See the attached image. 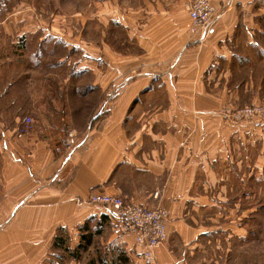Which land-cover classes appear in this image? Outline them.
<instances>
[{
    "label": "crops",
    "instance_id": "crops-1",
    "mask_svg": "<svg viewBox=\"0 0 264 264\" xmlns=\"http://www.w3.org/2000/svg\"><path fill=\"white\" fill-rule=\"evenodd\" d=\"M104 2L120 6L104 20L125 29L128 45L85 37L80 77L70 62L63 78L1 77L0 264H55L61 230L80 238L87 223L98 236L109 231L107 258L145 264L134 237L88 202L93 192L167 211L156 264H226L227 242L248 239L264 126L229 122L221 111L248 93L253 70L264 71V0H235L203 41L190 32L187 0Z\"/></svg>",
    "mask_w": 264,
    "mask_h": 264
},
{
    "label": "rangeland",
    "instance_id": "rangeland-1",
    "mask_svg": "<svg viewBox=\"0 0 264 264\" xmlns=\"http://www.w3.org/2000/svg\"><path fill=\"white\" fill-rule=\"evenodd\" d=\"M114 7L120 6L105 4L104 0H0V66L2 67L0 80L2 81L1 77H6L11 82L15 80L26 82L28 79L41 78L43 75L63 78L71 75L70 66L68 68L62 66L69 62L74 68L73 77H80L81 74L76 72L75 68L82 60L85 37L90 36V41L98 46L107 43L113 48L115 41L118 44L121 41L126 45L129 44L125 29L119 26L115 28L111 23L105 24V16H111L116 11ZM260 27L264 28V22H260ZM51 28L55 33L51 34L63 41L44 37L45 29ZM47 34L50 35L48 32ZM122 52H128L126 46L122 48ZM61 58H64V61L60 65ZM41 67L43 69H40ZM253 71L256 77L248 93L244 91L242 99L233 105L224 106L222 111L225 107L233 110L253 106L264 107V78H262L264 71L261 69L259 73L257 69ZM25 72L27 74H23ZM242 76L245 77L246 73L239 74L238 78ZM50 87L51 91L55 92L57 88L59 91L63 86ZM14 89L16 92V85L11 90ZM64 89H68L67 92L73 91L71 85L65 86ZM244 124L264 126L262 122ZM256 177L254 175L250 180L248 239L243 243L236 239L227 242V248L231 251L228 252L230 259L226 264H264V172L259 179ZM92 232L97 235L95 230ZM59 235L65 239V244L57 247L55 264H115L114 257L107 258L109 256L106 250H110L111 247L101 241L103 236H109V231L101 234L102 236L97 235L92 246L82 252L80 259L72 256L78 243L81 242L80 238L67 232Z\"/></svg>",
    "mask_w": 264,
    "mask_h": 264
},
{
    "label": "built area",
    "instance_id": "built-area-1",
    "mask_svg": "<svg viewBox=\"0 0 264 264\" xmlns=\"http://www.w3.org/2000/svg\"><path fill=\"white\" fill-rule=\"evenodd\" d=\"M218 1L220 7L215 5ZM235 0H187L186 7L192 21L190 31L203 41L212 33L217 21L232 9ZM222 115L235 124L264 123V107L253 106L240 110L225 107ZM31 123V120H27ZM76 144L75 136L70 133L65 141L70 157ZM88 202L105 208L113 217L118 231L134 237L145 264L156 263V251L168 239V213L164 209H152L140 204L125 202L121 197L106 193L93 192Z\"/></svg>",
    "mask_w": 264,
    "mask_h": 264
},
{
    "label": "trees",
    "instance_id": "trees-1",
    "mask_svg": "<svg viewBox=\"0 0 264 264\" xmlns=\"http://www.w3.org/2000/svg\"><path fill=\"white\" fill-rule=\"evenodd\" d=\"M62 231L63 230H61L60 233H63ZM81 231H85V232H87V234H85V235L81 234V237H80V241L81 242L78 244V247L75 250L76 252L74 251L73 254H72L73 257H76V258H79V259H80V255L82 254V252L88 250V248L90 246H92L93 239H94V236H95L93 234V232L90 231L88 223L85 224V226L82 228ZM64 244H65V239L62 236L59 235L56 238V240H55V247H62V246H64ZM113 263H115V264H130L129 259L124 254H119L117 259H115V260L113 258Z\"/></svg>",
    "mask_w": 264,
    "mask_h": 264
}]
</instances>
